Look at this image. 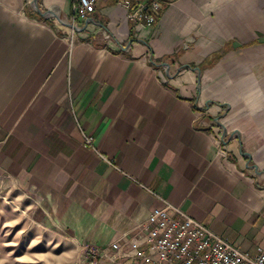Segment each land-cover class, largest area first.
I'll list each match as a JSON object with an SVG mask.
<instances>
[{"label":"crops","instance_id":"1","mask_svg":"<svg viewBox=\"0 0 264 264\" xmlns=\"http://www.w3.org/2000/svg\"><path fill=\"white\" fill-rule=\"evenodd\" d=\"M96 1L71 49L72 0H0V177L43 228L134 264L138 226L166 203L255 256L264 0H161L139 31Z\"/></svg>","mask_w":264,"mask_h":264},{"label":"built area","instance_id":"2","mask_svg":"<svg viewBox=\"0 0 264 264\" xmlns=\"http://www.w3.org/2000/svg\"><path fill=\"white\" fill-rule=\"evenodd\" d=\"M96 2L72 0L69 22L71 49L76 43V32L96 11ZM117 2L126 10L136 31L156 23L162 8L161 0ZM92 143L93 138L86 136L85 145L91 146ZM137 231L133 239L132 257L141 264H264V247L255 256H249L171 203L151 212ZM112 248L121 249L118 243H114ZM99 251L105 253L104 249Z\"/></svg>","mask_w":264,"mask_h":264},{"label":"rangeland","instance_id":"3","mask_svg":"<svg viewBox=\"0 0 264 264\" xmlns=\"http://www.w3.org/2000/svg\"><path fill=\"white\" fill-rule=\"evenodd\" d=\"M27 192L14 179L0 177V264H134L105 255L93 246H78L34 220Z\"/></svg>","mask_w":264,"mask_h":264},{"label":"water","instance_id":"4","mask_svg":"<svg viewBox=\"0 0 264 264\" xmlns=\"http://www.w3.org/2000/svg\"><path fill=\"white\" fill-rule=\"evenodd\" d=\"M191 42H193V38H188V39L186 40V43H187V44H189V43H191Z\"/></svg>","mask_w":264,"mask_h":264},{"label":"trees","instance_id":"5","mask_svg":"<svg viewBox=\"0 0 264 264\" xmlns=\"http://www.w3.org/2000/svg\"><path fill=\"white\" fill-rule=\"evenodd\" d=\"M157 19H158V16H157Z\"/></svg>","mask_w":264,"mask_h":264}]
</instances>
